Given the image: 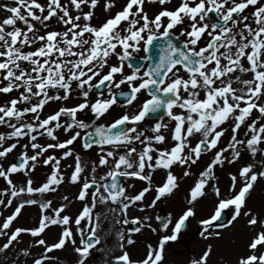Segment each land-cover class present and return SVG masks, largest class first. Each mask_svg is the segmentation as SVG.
I'll return each mask as SVG.
<instances>
[{"label":"snow or ice","instance_id":"snow-or-ice-1","mask_svg":"<svg viewBox=\"0 0 264 264\" xmlns=\"http://www.w3.org/2000/svg\"><path fill=\"white\" fill-rule=\"evenodd\" d=\"M145 2L146 0H126L120 11L99 26L90 23L93 18L92 11L81 10V5L94 9L99 0H67V3H62L61 0H46L45 4H41L39 0H14L11 6L0 4V9L9 14L0 19V94L5 98L3 104H0V125H7L12 129L7 134L0 133V159L12 153L20 139L28 137L30 140V145L21 146L24 151L19 157V164L12 163L7 167L0 164V177L12 186L11 197L23 193L32 195L56 190L53 186L60 185L64 177L60 174L59 160L55 156L50 155L43 160L44 164L55 161V167L46 182L39 187H33V181L28 179L26 187L17 188L10 176L21 171L25 174L34 171L39 158L50 148L65 149L63 156H70L72 151L68 146L81 137V133L73 132V129L84 130L92 127L90 123L77 119V114L90 109L93 117L99 119L108 113L117 102L111 92L112 84L116 88L127 85L129 105L138 99L142 90H148L150 99L145 100L137 111L124 113L110 125H97L94 133L87 132L83 137L85 149L93 146V140L99 146L102 153L99 156V165H108L111 159L112 167L106 175L100 177V181L105 183H100L93 175L91 181L84 180L78 194V199L83 201L89 194L88 190L96 187V192L92 194L91 206L85 205L74 219L81 236L80 246L74 249L79 254L77 264H85L90 249L100 242L96 236V226H91L86 239L83 229L80 228L81 221L86 218L91 225V212L96 205L97 194L101 203L109 200L119 203L120 211L127 217L128 209L143 201L145 194L152 190V172L162 168L168 170L166 177L155 188L154 200L147 205L154 207L157 201L171 195L178 187L177 177L171 171L172 166L194 164L203 152L217 148L228 130L223 127L226 124L231 128L228 146L214 153L213 160L201 173L202 178L190 189L189 205H193L198 198L205 195V178L212 175L216 165L222 164L224 160L233 163L240 158L241 152L237 145H244L254 157L258 152H264V149L258 147L264 144V0H180L174 9L165 7L153 16H149L144 10ZM149 2L166 5L171 0ZM69 6L80 14L72 15ZM114 6L115 0H109L105 4L106 10ZM52 17L63 23L65 30H53L37 35L38 30L32 21H38L47 28L48 25L44 22ZM81 20L84 23H80ZM18 22H22L24 28H21ZM122 22L126 23L122 25ZM29 33L33 35L30 37ZM85 34H88L87 37ZM181 36L184 37L183 41L180 40ZM160 39L165 41V46L160 49L159 60L154 65L149 63L142 75L139 67L133 69L130 63L125 64L133 53H148L154 41ZM37 43L39 46L35 49L24 50L26 47L31 49V46ZM113 55L118 61L114 64L109 63V58ZM141 60L149 61L150 58L143 56ZM126 67L132 70L126 72ZM237 73H250L251 76L242 79ZM97 77L98 82L92 83ZM105 82L109 83L111 98L97 99L89 103V92L93 88L99 90ZM234 82L242 87H234ZM73 84L80 90L84 101L73 107H60L41 119L40 113L50 101L67 100L71 96ZM21 89L23 90L20 91ZM13 91H18L19 95L8 96ZM33 99L35 103H32ZM20 104L25 106L20 108ZM161 110L174 122L170 131L175 144L164 149L154 145L165 143L166 136L162 129H168V123L163 120L156 122L150 128L153 135H147V129L138 128L150 114ZM254 112L259 115L254 117ZM28 113L33 114V122L24 121L23 118ZM62 115L69 116L71 122L62 125ZM125 125L129 127L125 128ZM242 125L247 129L246 137L251 133L250 138L246 140L237 138ZM59 128L72 135L64 141H59L54 134L55 129ZM41 129L57 143H36L37 135L33 133L39 132L43 135ZM193 138L197 139L195 146H191ZM10 140L15 142L7 144ZM135 142L143 146L139 152ZM29 147L33 150L31 155L27 152ZM121 147L125 149L123 154L119 152ZM228 149L233 151L231 159L223 156ZM253 169L254 165L248 164L240 168L237 175H232V195L220 199L213 213L200 221L203 229L201 235L207 239L209 235H220L219 232H210L214 226L228 227L242 215L248 217L247 223L253 227L255 234L247 245V253L238 258L237 264H264V218L254 215L247 206L248 196L255 183L259 178H264V170ZM82 171L83 167L77 156L75 169L70 176L71 183L80 182ZM95 171L94 165L92 172ZM184 175H189V172L185 171ZM109 177L111 183H107ZM118 177L146 181L147 186L137 194L128 195ZM237 184L240 185L238 189ZM215 192L220 196L218 188ZM64 199L67 200V197ZM12 202V199H8L6 203L10 206ZM37 203L35 199L24 200L3 221L0 225V236L7 239L0 251L7 250L21 233L29 232L33 237H39L51 225L63 227L57 242L47 245L44 239L36 241L37 244L45 246L46 252L61 249L68 242L76 244L74 233L71 227H68L73 218L60 215L65 206L56 209L52 217L42 216L35 228L17 227L6 231L11 228L25 205ZM0 204H5V201L0 200ZM50 206L51 201L41 203V212ZM229 207L232 208L229 221L219 223L224 210ZM143 210L142 208L141 211ZM195 214L194 207H187L174 224L170 218L162 223L165 231L168 230L169 224H172L171 234L161 237L156 248L148 245L144 259L132 260L127 251H122V254L114 257L115 264H161L164 246L169 241L178 239L186 227V222ZM150 219L151 217L145 216L143 221ZM143 221L139 217L131 221L125 218L123 223L137 225L129 229L131 233L140 232ZM144 226L151 228V224ZM257 226L259 230H256ZM151 230L156 231L154 228ZM127 243L132 244L134 241L129 237ZM120 247L123 249V244ZM211 252L212 248L209 246L198 259L193 258L190 264H207ZM34 264H43V259H36Z\"/></svg>","mask_w":264,"mask_h":264},{"label":"rangeland","instance_id":"rangeland-1","mask_svg":"<svg viewBox=\"0 0 264 264\" xmlns=\"http://www.w3.org/2000/svg\"><path fill=\"white\" fill-rule=\"evenodd\" d=\"M41 4H45L46 0H39ZM62 3H67V0H61ZM109 0H99V3L97 6L93 9L90 6L81 5L82 12H93V18L90 21V23L94 26H99L102 23H104L107 19L114 16V14L122 9V7L125 5L126 0H115V6L111 9L106 10L105 4L108 3ZM14 3V0H0V4H8L12 5ZM180 3V0H171L170 3L166 5H161L158 2L152 3L149 2V0H146L144 4V10L149 14V16H153L155 13L160 11L163 8L168 9H174L178 4ZM70 7V13L72 15L80 14L77 12L75 8ZM39 14V13H37ZM46 14V13H45ZM7 15H9L7 12H5L3 9H0V19L5 18ZM32 23L35 24L36 29L38 30L37 35H43L48 31H58L63 32L66 28V26L59 22L56 17H52L51 20L45 21L48 25L47 28L43 26L38 21H32ZM80 23H84L83 20L80 21ZM123 23L126 22H122ZM18 25L21 28H24V25L22 22H18ZM180 26H178L179 29ZM177 29V32H178ZM33 34L29 33V36L31 37ZM88 34H85L87 37ZM181 38L184 37H180ZM39 46V43L33 44L31 46V49L25 48V51L35 49ZM119 51V49H118ZM144 56V52L141 51L140 53H133L132 57L133 59H141V57ZM117 58L115 55L111 56L109 58V63H117ZM125 64L127 65V61H125ZM132 69L125 68L126 72H130ZM144 69H141V75L143 73ZM241 76L242 79L250 78L251 74H245V73H237ZM116 79H119V75H117ZM99 80V77H97L92 83H97ZM234 87L240 88L242 85L239 83L233 84ZM109 89V86H108ZM103 94V95H97L94 91V88L89 92L88 101L89 103L95 102L97 99H109L111 98L109 95V90ZM128 89L127 85H121L120 88H116L114 84L111 85V92L114 93L115 91L119 90H125ZM21 89L20 91H22ZM54 91V90H53ZM19 95L18 91H13L12 93L8 94L10 97H16ZM147 98V94L145 93V90H142L141 93L138 94V99L134 101L129 106H118V104H114L110 109L108 114L111 116L108 119V124H110L114 119L119 118L120 115L124 114L123 112L129 111L130 109L136 110L139 109L137 105H141L144 99ZM4 95L0 94V104H3L4 102ZM84 101V97L80 95V90L76 89L75 84H73V92L71 96L67 100H59V101H50L47 105H45L44 110L40 113L41 119L46 118L49 114L53 113L54 111L58 110L60 107H73L77 105L78 103H81ZM35 99H33L32 103H35ZM25 105L20 104L18 107L23 108ZM131 106V107H130ZM133 111V112H134ZM130 112V111H129ZM259 113L254 112L253 116H258ZM25 122H33V114L28 113L24 118ZM77 119L83 120L86 123H90L92 127L88 129H73V132L79 131L81 135H83L88 130H91V128H94L96 123L91 121H97L99 119H95L93 117V114L91 113L90 109H85L82 112H79L77 114ZM252 118L250 117L249 120ZM169 121L170 129L173 127L174 122H170L167 115L163 119V122L167 123ZM15 122V121H13ZM66 122H71V118L66 115H62L60 119V123L63 125ZM152 121L144 120L141 123L146 125L147 127L151 124ZM231 121H229V124ZM51 126V125H50ZM140 126V125H139ZM223 127L228 128V130L225 132V135L221 138L220 143L217 145V148L211 149L210 151H207L206 153H202L200 158L196 161L194 164L190 165H179L174 172H172L177 177V184L178 188L174 189L171 195H168L166 197H162L159 201L155 203L154 207H147L141 211L142 208H137V206H142L144 208V203H137L135 205H132L127 212V217L121 212V213H113L112 216V223L110 224L111 227L103 226L102 223L105 221L102 219V222H100V217L103 216L106 218L107 213L106 210L100 209V208H115L116 210H119L120 212V204L119 203H112L110 200L106 203H101L96 201V205L94 208H92L91 212V225L89 224V221L86 219L81 221V227H84L83 233L84 238L89 235L91 226H96L97 223L99 224L96 226V236L99 237L100 242L96 245L95 250L90 249V254L88 256V262L90 264H94L93 261L95 259V256L99 250H104L102 246L104 244L106 245V241L104 238L100 237L98 233L108 235H114L115 237V243L117 244L113 251H105L108 252L107 256L111 255L113 257L118 256L122 254V251H127L130 254V257L132 260H142L146 257L148 252V245H151L153 248H156L158 245L159 240L161 237L165 235H170L169 232L171 231V225L173 222L176 221V219L179 217V215L182 214V212L187 207H194L195 210V216L190 217L188 220L189 223V231L196 233V236L193 238L191 245L185 246L182 244V241H169L168 247L163 252V260L161 261V264H190V261L193 258L198 259L204 251L211 246L212 252L208 258L207 264H237L238 258L246 254L248 249L247 245L250 241V239L254 236V230L253 227L248 225L247 220L248 217L241 216L239 217L235 222H232L230 226L228 227H213L210 229L211 233L219 232L220 235H209L207 239H205L202 235V225L200 224V221L202 219L208 218L214 211V208L216 207L218 201L223 198H227L228 196L232 195V191L230 190L231 185V176L237 175L239 171V167L252 164L254 165V171L255 170H264V152H258L257 155L254 157L250 153L249 150L246 149L244 145H237V148L241 152V156L238 160H235L233 163H229L228 160H224V162L220 165H216L213 168V172L216 175V170H219L220 172L217 173V178L211 177V182L207 180V183L205 185L204 191L207 194V190H213L212 195L215 197V199L212 201V204L209 206L206 205L205 200L200 197L196 202H194L193 205L188 204V197L189 192L192 187H194L195 183L198 182L202 177L201 173L204 172L208 165L211 163V161L214 158V153L221 148H226L228 146L230 136H231V128L228 127V124L224 125ZM168 131L169 135L166 137L165 141V147H171L175 144V141H173L171 137V131ZM12 129L9 128L7 125H0V133L7 134L11 132ZM240 138L241 140H246L247 138H250L251 133H248V136H245V132L247 129L242 125L241 129L239 130ZM40 132H44L43 129L40 130ZM34 135H37V141L36 143L41 145H47V144H55L57 143L56 140H52L50 137L47 136L46 132H44L43 135H40L38 133H33ZM54 134L58 137L59 141H64L65 139L69 138L72 133L64 131L63 128L55 129ZM149 135V134H148ZM166 136V135H165ZM82 136L77 138L76 141L72 145H69L68 148L71 149L72 154L68 157H64L63 153L65 149H48L47 152L43 154L39 158V161L36 163V167L34 171H28L27 174H25L24 171L13 173L10 176V179L13 181V184L16 185L17 188L20 187H26V182L28 179H31L33 181V187H39L44 182H46L47 178L51 175L54 167H55V161L50 162L49 164H44L43 160L48 156H55L59 160V171L60 174L64 177L63 182L58 186H53L56 190L46 192L43 194L40 193H34L32 195H29L27 193H23L17 197H11L10 193L12 190V186L8 185L7 181L0 177V200H4L5 204H0V218L2 222L7 218V216L11 215L15 207L23 202L26 199H35L37 200V204L34 205H25L27 208L26 211L29 209H33V212H26V220H22L20 213L16 220L13 221V224L9 231L14 230L17 227L23 228L24 222H27L28 228H35L39 224V220L42 216L46 215L49 217H52L55 215V210L60 208L61 206L64 207V211L60 213L61 216L63 215H69L73 218V222L68 225V227H71L74 238L76 240V244H72L70 242L66 243L65 246L61 249H54L51 252L45 251L44 245H39L36 243L38 239H44L46 241L47 245H51L58 241L62 227L60 225H51L39 236V237H33L29 232L28 234H22L19 236L21 238V241L18 239V242L12 243L11 247L15 250V254L18 258L16 262L13 264H34V261L36 259H43V264H74L76 261H78L79 254L75 252V248L77 246H80V232L77 231V225L74 223V219L82 212L83 207L86 204H82L81 200L78 199V194L82 188V184L85 179L91 181L93 175H95L96 179L100 178L103 175H106L105 172L101 170L99 167V156L101 153L100 148L97 144H94L91 148L85 149L83 144L81 143ZM15 140L7 141V144L13 143ZM7 144L5 146H7ZM24 144L30 145V140L28 137H24L19 140V144L16 149L13 150L12 153H10L6 158L0 159V164H4L5 167L9 166L10 164L14 163V160L17 157H20L21 153L24 151V149L21 147ZM141 145V144H140ZM156 144L155 147H158ZM137 151L139 152L142 149L141 146H137ZM261 149H264V144H261L258 146ZM32 149L29 147L27 149V152L29 155L32 154ZM122 154V151L120 152ZM155 155V153H153ZM79 156L81 166L83 167V171L85 173V176L81 173L80 176V182L78 183H71L70 176L73 173L75 169L76 164V157ZM224 157H228L229 159L233 156L232 149H228V151L223 153ZM210 162V163H209ZM95 165L96 171L95 173L92 172V168ZM88 167V169L86 168ZM180 168V169H179ZM160 170L163 172L161 174L160 180L161 182L164 181L165 177L163 176L167 170L160 168ZM146 171H149L146 169ZM189 172V175L185 176L184 172ZM91 173V174H90ZM207 179V178H205ZM239 179V178H238ZM100 181V180H99ZM133 182V181H132ZM146 182V181H144ZM213 182V184H211ZM214 188L212 185H215ZM133 190L132 192L127 191V185L126 183H123V186L126 188V194L128 195H134L137 194L140 190H142L146 185H142L138 182H133ZM180 186V187H179ZM240 187L239 184H237V189ZM218 188L220 190V196L216 195L215 189ZM7 190V191H6ZM96 192V191H95ZM93 192V193H95ZM88 196L85 200L88 201L89 205L91 206L92 201V192H88ZM99 194H97L98 196ZM64 197H67V200L64 199ZM155 197V190L149 191L145 194L144 199H147V205H149ZM204 197V196H203ZM12 199V204L10 206L7 205V200ZM143 199V200H144ZM175 200H178V205L173 204L175 203ZM47 201H51V206L45 210L44 212H41L40 204L45 203ZM84 201V200H83ZM201 204H204V206H201ZM216 204V205H215ZM68 205V207H67ZM247 206L250 208L254 215H257L261 218H264V178H259L257 182L255 183L253 189L250 192V195L247 199ZM163 207L165 208L166 212L169 215V218L172 221V224H169V228L167 231L163 229V227L159 226L156 222L157 218L159 217L160 213L158 211V208ZM106 208V209H107ZM70 209V210H69ZM227 213L229 219L232 215V208L229 207V209L225 210ZM24 213V212H23ZM145 216L151 217L149 221H143V218ZM115 217V219H114ZM118 217V218H117ZM141 218L143 223L140 225L141 231L140 232H129V229H131V223L125 224L123 223V220L127 218L129 221H131L133 218ZM118 219V221L116 220ZM169 220V219H168ZM23 222V224H22ZM145 224H151V228L156 229L155 232L151 230V228H148L144 226ZM243 227V229H242ZM256 230H259V226L256 227ZM237 231H244V235L247 234V238L243 241L244 245V252L240 251L238 253H235L232 255V249L234 245V237L233 234H236ZM98 232V233H97ZM121 234L123 235V239H121ZM18 237V238H19ZM131 237L133 239L134 243L128 244L127 239ZM148 237L150 238V242H148ZM123 244V249H121V244ZM185 242V241H184ZM136 244H140V247H136ZM33 251V253H31ZM27 253V255H25ZM106 256V255H105ZM47 257V258H45ZM135 257V258H134ZM20 258V260H19Z\"/></svg>","mask_w":264,"mask_h":264},{"label":"bare ground","instance_id":"bare-ground-1","mask_svg":"<svg viewBox=\"0 0 264 264\" xmlns=\"http://www.w3.org/2000/svg\"><path fill=\"white\" fill-rule=\"evenodd\" d=\"M127 127H129V125H127L126 126V128ZM138 128H140V129H147V126H139L138 125ZM240 131L237 133V138L238 139H240L241 140V138H240ZM197 142V139L196 138H193L192 139V141H191V146H195V143ZM186 152H187V149H186ZM124 153V152H123ZM122 153V154H123ZM135 155V154H134ZM183 166V165H182ZM243 167V166H242ZM242 167H239V170H240V168H242ZM218 172H220L219 170H216V175L213 173L210 177H207V180L209 181V182H211V177H213V178H217V173ZM160 171H158L157 169L154 171V172H152V190L151 191H153V190H155V188L158 186V185H160L162 182H161V180H160V177H161V175H160ZM219 174V173H218ZM121 178V177H120ZM129 179V178H128ZM130 181L132 180L133 182L135 181V179L134 178H132V179H129ZM138 180V179H137ZM131 181V182H132ZM142 185H146L147 186V182H144V181H141V180H138ZM132 182V183H133ZM211 184H213V182L211 183ZM214 188L216 187V184L215 185H212ZM213 191V190H212ZM212 191L211 190H207V194H206V192H205V195H204V197H202L204 200H205V203H206V205L207 206H209L210 204H212V201L215 199V197H213V195H212ZM98 203L100 202L99 201V199H98V196H97V200H96ZM142 203H144L145 202V205H144V208L142 207V206H137V208H143V209H145L146 208V206H147V199L145 198L143 201H141ZM140 202V203H141ZM178 200H175V203H173V204H177V206H178ZM82 204H86V205H89V203H88V201L87 200H84V201H82L81 202ZM137 203H139V202H137ZM216 205V204H215ZM90 206V205H89ZM201 206H204V204H201ZM67 207H68V205H67ZM107 208V207H106ZM100 208V209H104V210H106V213H107V216H106V218L105 217H103V216H101L100 217V222H102V219H104L105 221L102 223V225L103 226H107L108 225V227H111L110 226V224L112 223V221H110L109 222V220H112V216H111V212H110V209L109 208ZM26 207H24L22 210H21V213H22V215H21V218H22V220H26V212H33V209L31 208V209H29L28 211H26ZM70 210V209H69ZM24 212V213H23ZM118 213H121V211L120 212H118ZM118 218V217H117ZM114 219H115V217H114ZM117 221H118V219H116ZM2 220H1V218H0V225H2ZM22 224H23V222H22ZM25 224H27V222H24V227L23 228H26V229H29L28 227L29 226H27V225H25ZM99 224V222L97 223V225ZM96 225V226H97ZM82 229H84V227H81ZM242 229H243V227H242ZM6 231H9V230H6ZM28 234V232H23L22 234ZM98 233V232H97ZM99 234V236L100 237H102V238H104L105 239V241H106V245L104 244V246H102L103 247V249L104 250H99V252H97V253H95L96 254V256H97V258H96V260L95 261H93V262H95V264H109V262L111 261H114V255L113 256H111V255H109V256H107V254H108V252L107 251H113L114 250V248H115V246L117 245L116 243H115V236L114 235H111V236H109L108 237V235L106 236L105 234H101V233H98ZM233 237H234V247H233V249H232V255L233 254H235V253H238V252H240V251H243L244 252V245H243V241L247 238V234L246 235H244V231L242 232H240V231H237L236 232V234H233L232 235ZM6 237L5 236H0V247H2V245L6 242ZM18 239L21 241V238L19 237V238H17V240L16 241H14L15 243L16 242H18ZM13 242V244H15ZM148 242H150V238L148 237ZM118 244H121L120 242L118 243ZM136 247H140V244H136ZM105 249L107 250V251H105ZM31 253H33V251H31ZM106 255V256H105ZM135 258V257H134ZM79 259V258H78ZM16 260H18V258H17V256H16V254H15V250L10 246L7 250H4V251H0V264H13L14 262H16ZM19 260H20V258H19ZM74 264H77V261L74 263ZM85 264H90L89 262H88V259H86V261H85Z\"/></svg>","mask_w":264,"mask_h":264},{"label":"water","instance_id":"water-1","mask_svg":"<svg viewBox=\"0 0 264 264\" xmlns=\"http://www.w3.org/2000/svg\"><path fill=\"white\" fill-rule=\"evenodd\" d=\"M164 46H165V41H164L163 39H160V40H158V41H154L153 45L150 47V51H149L147 54H148V57L150 58L149 61H150V63H151L152 65H154L155 63L158 62V60H159V55H160V49H161L162 47H164ZM129 62H130V64H131L134 68H137V67L140 68V67H141V64H142L141 62H135V61H132V60H130ZM106 84H107V82H105V84L102 85L101 88H100L99 90L96 89V91H97L98 93L103 92L104 89H105ZM123 93H125V94H124V95H121V93H118L116 96H117L118 98H120V97H124V98H125V101H124V102H126V101H127V93H128V92H123ZM162 111H163V110H162ZM16 163L19 164V163H20V159L16 160ZM224 222H225V215L223 214L219 223H224Z\"/></svg>","mask_w":264,"mask_h":264},{"label":"flooded vegetation","instance_id":"flooded-vegetation-1","mask_svg":"<svg viewBox=\"0 0 264 264\" xmlns=\"http://www.w3.org/2000/svg\"><path fill=\"white\" fill-rule=\"evenodd\" d=\"M109 117H111V116H102L101 118H100V121L98 122V125H101V124H103V125H109L108 124V119H109ZM156 122H152L149 126H148V128H147V135L149 134V135H153V133L150 131V128L155 124ZM167 123H168V125H169V121H167ZM169 129H170V126H169V128L168 129H162V132H163V134L164 135H166V137H167V135L169 134L168 133V131H169ZM137 146H141L140 145V143L139 142H135V147L138 149V147ZM157 148H160V149H164V148H166L165 147V144H161V145H158V147ZM120 150H122L123 152L125 151V149L123 148V147H121L120 149H119V151ZM100 155H102V154H100ZM176 166L175 167H177L179 164H175ZM99 167L101 168V170L103 171V172H105V173H107L109 170H110V168L112 167V163H111V159H110V162H109V164L108 165H105V166H100L99 165ZM175 167L174 168H172V172H174V170H175ZM132 181V180H131ZM128 178H125V177H121V184H123V183H126V185H127V191H129V192H132V190H133V183L131 182ZM138 181V180H137ZM131 185V186H130ZM135 187V186H134ZM180 187V186H179ZM178 206H180V205H178Z\"/></svg>","mask_w":264,"mask_h":264}]
</instances>
